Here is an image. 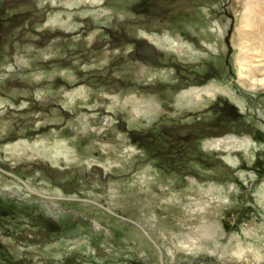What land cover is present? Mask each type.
Returning <instances> with one entry per match:
<instances>
[{"label":"rangeland","instance_id":"374dc122","mask_svg":"<svg viewBox=\"0 0 264 264\" xmlns=\"http://www.w3.org/2000/svg\"><path fill=\"white\" fill-rule=\"evenodd\" d=\"M244 1L0 0V264H264Z\"/></svg>","mask_w":264,"mask_h":264},{"label":"bare ground","instance_id":"6f19581e","mask_svg":"<svg viewBox=\"0 0 264 264\" xmlns=\"http://www.w3.org/2000/svg\"><path fill=\"white\" fill-rule=\"evenodd\" d=\"M244 12L242 14V27L240 29V49L241 54L239 56L240 76L245 78L247 73L252 74L255 72L263 73L264 68L253 69L252 65H249V57L246 49V42H256L260 48L259 56L264 58V0H245ZM245 29H249L245 30ZM243 40H246L244 42ZM259 67V66H258ZM256 70V71H255ZM248 71V72H247ZM253 76V75H252ZM260 87H264V80H262ZM212 86L205 90L197 91L196 96H202V93L213 94L215 91ZM252 90H257L256 85L251 87ZM213 92V93H212ZM215 94V93H214Z\"/></svg>","mask_w":264,"mask_h":264},{"label":"flooded vegetation","instance_id":"af4514ba","mask_svg":"<svg viewBox=\"0 0 264 264\" xmlns=\"http://www.w3.org/2000/svg\"><path fill=\"white\" fill-rule=\"evenodd\" d=\"M148 49V48H147ZM139 51V50H138ZM144 56L146 55V56H149L148 58H152L153 57V53L151 52V50H149V52L148 51H144L143 53H142ZM153 62H155V61H153ZM97 225V224H96ZM99 226V225H98Z\"/></svg>","mask_w":264,"mask_h":264}]
</instances>
